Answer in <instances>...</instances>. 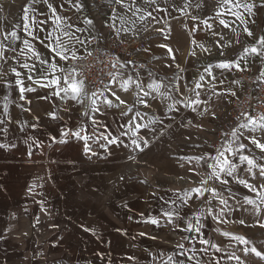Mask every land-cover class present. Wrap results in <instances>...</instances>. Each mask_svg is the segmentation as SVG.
I'll list each match as a JSON object with an SVG mask.
<instances>
[{"label":"crops","instance_id":"obj_1","mask_svg":"<svg viewBox=\"0 0 264 264\" xmlns=\"http://www.w3.org/2000/svg\"><path fill=\"white\" fill-rule=\"evenodd\" d=\"M65 1H61L62 7L58 2L56 5V14L63 19L57 22L54 18L55 25L44 34H34L32 31V35L19 37L16 42L20 49L12 51L9 56L13 59L8 66L0 69L3 81L0 83V105H3V110L0 109V120L5 121L0 124V129H7L6 132H0V144L15 145L0 149V250L15 251V255L19 256L14 258L20 259L22 264H35L38 253L44 257L49 254L48 249L54 247L71 251L72 259L78 261L89 262V258H93L95 264H165L169 256H173L174 261H184V264H196L197 260L201 261V264H208L210 260H218L219 264H246L247 261L249 264H256L255 259L241 258L235 250L240 247L258 258L264 257V211L257 192L246 195L238 192L237 198L247 197V200L258 201L261 222H255L253 218L247 219L245 215L240 218L244 221L243 224L240 221L231 222L225 217V232L219 219L207 215L206 192L203 196L192 193L193 199L189 200L187 206H184L181 200L185 191L200 186L196 172L198 168H203L204 161L198 164L196 158L205 157L212 162L211 156L217 154L216 150L196 141L200 134L189 127L207 123L204 121L205 111L219 105L221 99L227 103L232 93L242 84L237 81L234 85L232 80H228L229 69L220 68L218 65L225 61L235 62L230 68L232 71L260 64L262 58L247 55L242 60L244 51L232 52L234 45L231 46L230 41L225 39V27L222 28L224 30L221 34L214 33V24L207 23L199 33L193 32L187 36L175 34L178 43L173 40V45L166 43L170 36L164 31H159L156 35L158 48L152 45L153 39L148 40L143 49L134 51L132 61L117 68L113 75L115 79L112 77L110 81L109 89H114L122 99L128 101L132 111L127 116H122L124 106L107 108L100 102L103 96L97 95L100 111L90 114L99 124L108 127L105 129L89 126L91 122L87 121L86 117L82 118L81 113L90 105V99L85 97V108L75 101L61 100L53 95L55 86L40 87L28 81V69L22 67L25 63L29 66L33 63L39 65L34 51L43 59L58 62L61 67L74 68L76 79L82 80L73 64L69 61H59L44 44L55 47V38L67 41L69 37L65 36L64 32L74 33L75 37L85 41L83 46L76 45L77 54L82 58L91 51L93 37L101 41L102 28L99 27L100 31L98 30L99 23L89 14L86 0ZM171 11L174 15H180L183 8L177 5L175 10ZM195 24L197 26V23ZM178 26V22L170 24L172 29ZM215 26L217 32L218 27L216 24ZM192 29L194 30L193 26ZM119 32L122 33L121 30ZM49 34L52 39L45 40ZM26 40L33 51L25 47ZM169 48L172 49L171 52L168 51ZM193 51L196 53L194 56L191 55ZM12 69L23 74L21 78L24 87L35 89L25 93L27 100L31 101L30 104L19 100L16 77ZM55 75L61 73L57 71ZM128 77L141 83L142 90L137 88L135 83H129L128 91H123L122 82ZM8 81L12 83L11 88L7 86ZM150 84H160L159 92L150 88ZM197 84L202 87H196ZM144 92L149 95L145 97ZM196 92L200 93V103L189 107L190 101L197 99ZM5 95L9 97L8 101L4 100ZM107 97L115 99L110 92ZM137 97L148 101L151 107L145 108L138 102ZM12 101L16 103L13 104ZM4 103L8 104L12 120L32 124L36 123L33 119V116H36L39 117L40 128L20 131L21 124L7 119ZM21 104L25 109L30 108L31 112L22 110L18 106ZM137 111L141 115L136 117L133 123L141 125L137 130L138 135L149 142L147 147L141 143L143 151L130 144L131 139L135 137L125 126ZM51 112H55L58 118L52 119L49 116ZM82 120L86 122L87 133H91L92 127H96L97 135L101 132L107 135L110 132L123 143L118 141L116 144H107V141L93 137L88 141L91 148L88 153L84 151L82 140L69 136L67 144L61 143V130H76ZM247 122H241L235 128L239 130L238 135L243 133L239 141L229 145L230 137L218 149L223 151L224 147L231 146L240 154L255 158L258 164L264 163L260 160L264 153L249 142L252 136L264 142V130L257 127L252 131L251 126L239 127ZM145 124L148 125L147 128L143 127ZM121 131L128 132V135L121 136ZM84 134L86 133H82ZM27 136L38 138L43 146L33 145L30 148L31 141L29 144L24 142ZM240 143L246 147L238 149ZM123 144L129 146L124 147ZM29 152L32 154L29 155ZM230 159L240 165L241 169L247 168V165L236 157L230 156ZM242 173L243 170L240 174L238 172V177ZM244 173L247 174L244 179L255 185L257 191H264V188H261V185H264V177L260 176L259 168H252L250 172ZM229 180V184L223 185L226 188L230 186L240 189V186H243L236 182V177ZM209 182L220 185L215 180ZM106 184H114L115 187L102 206L97 201L96 190L91 194L94 200L81 196V192L91 190L95 185L101 187ZM233 195L235 194H231ZM172 201L176 203L173 204ZM162 210L179 211L182 216L187 215L192 219L193 223L194 216L200 217V232H190L189 242L183 250L160 245L157 239H153L152 235L157 234L161 225L167 223L166 218L160 215ZM254 213L253 215L260 217L259 211ZM150 217L160 218L161 223L153 225L149 222ZM37 222L40 233L33 236L32 227ZM141 233L145 235H140ZM201 239H206L219 248L225 244V251L220 248L221 251L217 252L210 245L201 244ZM204 248L208 249L207 253L202 251ZM253 248L262 255L257 256L252 251ZM229 255L239 259H229ZM189 256H194L195 259L188 260Z\"/></svg>","mask_w":264,"mask_h":264},{"label":"rangeland","instance_id":"obj_2","mask_svg":"<svg viewBox=\"0 0 264 264\" xmlns=\"http://www.w3.org/2000/svg\"><path fill=\"white\" fill-rule=\"evenodd\" d=\"M61 1L65 0H49V3H52L53 6L56 7L57 2L60 6L63 4V2ZM109 1L115 4L113 11V23L116 29L118 31L121 30L122 34L128 32L133 33L140 31L141 29H146L148 30V32L147 38L145 39V45L148 43V40L153 39L152 45L155 48H158L159 45L158 38H156V35L159 33V31L160 33L163 31L166 32V35L168 34L170 36V40L168 41L167 39L166 43L173 45V40H176L175 43H178V37L175 34L187 36L193 32L199 33L202 28H205V25L207 23H209L210 25L214 24V33L221 34L224 30L222 29L224 25L220 23L221 20H224L225 23L229 25V27L225 28V39L230 41L231 46L234 45V47L231 48L232 52L239 51L240 53H242L246 47H259L257 41L261 36H264V6H262L264 5V0H245V2L255 5L252 13L244 11L243 8L239 9V11L243 14V19L246 24L242 23L241 20H238L234 15H232V11L237 10L233 8L232 3L226 4L224 3V0H155V3H150L149 0H123L122 4L117 3L116 0ZM177 5L181 6V8H183V11L180 15L176 13L175 16L171 10H175V7ZM136 7L142 9V12L133 15ZM33 8L35 9V12L32 11ZM25 10L28 11V14L30 16V19L28 21L22 19L25 14ZM148 12H151L152 15L148 16ZM176 12H178V10ZM140 15H143L145 19L140 20ZM172 15L174 17H171ZM32 20H35L37 22L47 20L45 24L40 25L41 28H44L46 30L55 25L52 13L48 9L47 5L42 2V0H39V2L37 3H33V0H0V44L3 45V48L0 50H2L4 53V58L0 59V69L8 66L10 61L13 59L9 56L12 55V51L9 50L8 45H11L12 48L19 50L20 46H17L18 43L16 42L19 37L29 36V31H33L34 34H40V32H43L44 34L45 31H40L32 26ZM95 21L99 23V26L97 27L98 30L99 27L103 29L101 21ZM173 22L179 23L178 28L176 27L172 29L170 27V24ZM194 22L197 23L198 27ZM25 23L29 24L28 31H25L23 29V25ZM215 24L218 27L217 32L215 30ZM192 26L194 27V30L192 29ZM245 27H247L253 33L252 36H248L247 32L244 31ZM13 31L17 33L18 39H13L11 37L10 33ZM102 33L103 32H101V34ZM257 58L260 59V56H257ZM258 64L246 66L243 68H237L232 71L231 69L228 70V80H232L234 82V85L237 83V81H240L242 83L241 87L235 92V95L231 96L230 100L227 103L224 101V99H221L222 102L219 103V105H215L214 108L207 109L205 111L206 113L204 121L206 120L207 123H205L204 125H200L201 123H199L198 125L189 127V129H191L192 131L200 134V138H197L196 141H200V143L202 142L203 145L210 147V149L216 150L227 139L231 137L230 134L232 130L235 129L239 123L247 122L248 116H245L240 119L237 124H232L231 116L233 115L234 111H231V109L234 105L235 97L243 91L245 86H247V81L255 79L257 89L264 92V76L261 75V73H264V59H262L259 65ZM1 74L2 73H0V75ZM241 101L244 104V96H241ZM0 109L1 111L3 110V105H0ZM216 130H219V133L216 132ZM226 130L229 131L228 134H226ZM215 144H217L216 147L214 146ZM241 171H239V174ZM196 173L202 174H196L198 180H201L202 178L206 179L209 170L205 171L204 167L198 168ZM245 175L247 174L243 171L242 175L239 176V178L244 179ZM208 186L219 189L220 197L227 201V205H221L219 203V198L212 200L213 204L215 205L213 215L216 216L221 212V209H223L224 214L219 218V220L222 222V224L220 225L224 226V232L225 217L226 219H230L231 222L238 223V221H241L240 218L245 215V217H248L247 219L251 220L253 218L255 222H261L262 215L261 208L258 205L259 202L256 201L254 204H249L243 197H241L240 199L237 198L238 192L246 195L249 193H253L252 191H249L244 186H240V189H233L234 187L230 186H227L226 188L225 186L217 184L213 185L212 182H209ZM114 187V184H106L101 187L95 185V187L93 186L91 190L87 189L88 191L81 192V196L90 197L94 200V197L91 194L96 190L98 191L96 192L98 193L97 201L100 206H102L104 205L108 196L114 190ZM206 193V199H212V193ZM231 194H235L233 195L234 197L231 196ZM260 204L262 210L264 211V203ZM257 206L259 207L260 217H258L257 215H253L255 214L254 211H257ZM175 223H180V221H175ZM38 226L39 222L33 225V236L40 233ZM185 226V224H181V227ZM173 227L174 224L164 223L161 225L160 231H158L157 234H153L152 237H155V239L160 242L159 244L163 246L176 247V245L181 243L184 244V246H187L189 239L185 240L182 239V237H189L190 232L177 230L175 233L172 230ZM178 235L182 236L181 239H178ZM224 238L225 237L223 236V239ZM235 242L236 241H234V243ZM56 248L57 247L48 249L49 254L44 257H42L40 253H38L35 264H95L93 258H89V262L85 260L78 261L76 259H72L71 251ZM220 248H223L225 251V244L221 245ZM14 252L15 251L0 250V264H22V261L20 259L14 258L19 256L15 255ZM235 253L239 254L241 258L243 257L245 259L251 260L255 259L256 264H264V258H258L254 256L253 253L245 251L240 247L236 248ZM17 254H20V252H17ZM246 264H249V262L247 261Z\"/></svg>","mask_w":264,"mask_h":264},{"label":"snow or ice","instance_id":"obj_3","mask_svg":"<svg viewBox=\"0 0 264 264\" xmlns=\"http://www.w3.org/2000/svg\"><path fill=\"white\" fill-rule=\"evenodd\" d=\"M39 2V0H33V3H37ZM42 2L44 4L47 5L48 9L50 10V12L52 13V16L55 18V20L57 22L61 21L63 19V17L58 16L57 13V8L53 6L52 3H49V0H42ZM117 3H123V0H116ZM150 3H155V0H149ZM224 3H232L233 8H235L237 11H232V15H234L238 20H241L242 23L246 22L243 19V14L239 11V9L243 8L244 11L248 12V13H252L253 8L255 7L254 4H249L247 2H245V0H224ZM264 6V5H262ZM62 7V5H61ZM33 12H35V9H32ZM231 11V10H230ZM142 12V9H140L139 7H136L133 15H136L138 13ZM148 16H151L152 13L148 12L147 13ZM140 20L145 19V17L143 15H140ZM23 20L28 21L30 19V16L28 14V11L25 10V14L22 17ZM195 19V18H193ZM47 22V20L45 21H35L32 20V26L40 31H46V29L41 28L40 25L41 24H45ZM220 23L222 25H224L225 28L229 27V25L227 23H225L224 20H221ZM71 27V26H69ZM23 29L25 31L29 30V24L25 23L23 25ZM245 32H247L248 36H252L253 33L247 28L245 27L244 29ZM11 37L13 39H18L17 33L15 31L10 33ZM29 35H32V32L29 31ZM65 36H68L69 39L67 41L61 39V38H55L54 39V44L55 47H52L50 44L45 43L44 46L46 48H50L51 49V53L55 54V57L58 58L59 61H63L65 63H67L70 60H77L80 59L81 57L78 56V49L76 48V45H81L83 46L85 44V41L80 40L78 37H75L74 33H70L68 31L64 32ZM7 39V37H6ZM51 34H49L48 36L45 37V40H51ZM25 47L28 48L29 51H33L30 43L26 40L25 42ZM41 43H44V41H41ZM257 44L259 45V47L257 46H252L250 48L246 47L244 49V54L241 56V59L243 60L245 56L247 55H256V56H260L262 59H264V36H261L259 38V40L257 41ZM161 47H166V45H161ZM199 47H203V45H199ZM3 48V45L0 44V49ZM9 50L11 51H15L14 48L11 47V45H8ZM169 52L172 51V49H168ZM33 54L37 57V60L39 61V65L37 66V64L33 63L31 66H29V64L25 63L22 65L23 68L28 69V73L26 74V78L28 81H31L34 84L39 85L40 87H52L55 86L56 91L53 93V95L60 97L61 100L64 101H75L79 104H83L84 102V98L87 97L88 99H90V105L87 106L85 108V110L81 113V117L82 118H87V121H90L91 124L89 126H99V127H103L105 129H107V125H101L99 124V122L90 114V112H99L100 111V107L97 103V101L99 100V97L97 96L96 92H93L91 94V96L89 97L88 94L85 92V84L83 80H77L76 79V75H75V69L74 68H65V67H61L60 64L58 62L55 61H49L48 59H43L40 57L39 53H36L33 51ZM191 55H196V53L193 51L191 53ZM4 58V53L2 50H0V59ZM173 59H175V57H173ZM233 63L235 62H231V61H225L221 64L218 65V67L220 68H225V69H230L233 65ZM236 66L239 67V64L236 63ZM113 67H115V65H113ZM121 67H123V65H121ZM177 68H179V65H177ZM207 70V69H206ZM59 71L61 73V75H55V73ZM13 74L16 77L15 80V84L18 86V92H19V100L22 101H26L27 103H31L30 100H27L25 93L27 92H32L35 89L31 88V87H24V81L21 78L22 77V73L19 71H16L15 69H12ZM111 75V74H110ZM117 75H121L120 73H117ZM262 76H264V73H261ZM115 79V77H113ZM201 79H203V77H201ZM45 81H47V83H45ZM0 82L2 81V75H0ZM129 83H135L137 88H141L142 90V86L141 83H137L135 81L132 80L131 77H128L127 80H124L122 82V88L123 91L127 92L128 91V85ZM7 86L9 88L12 87V83L11 81L7 82ZM150 88H153L154 91L159 92L161 85L160 84H156V85H149ZM196 87H202V85L197 84ZM107 91H109L112 95V97H114L115 99H109L107 96H104L103 92H100V96H103V100L100 101L101 103H103L107 108H111L113 106H124V110L121 111V115L122 116H127L129 112L132 111V106H130L128 104V101L122 99L120 97V95L117 94V92L114 89H107ZM177 91H179V89H177ZM188 91L194 92L195 89H188ZM167 93H161V95H166ZM143 95L146 97L149 95L148 92H144ZM195 95L197 96L196 100H192L190 101V103L188 104L189 107H191L193 104H198L200 103L198 97L200 95L199 92H196ZM232 95H235V93H232ZM9 97L7 95L4 96V100L8 101ZM137 100L139 103L143 104L145 108H150L151 104L140 98L137 97ZM13 104H15V101H12ZM22 110L31 112V109H25L24 105H18ZM5 113L7 116V119L10 122L13 123H19L22 125V127L20 128V131L24 132L26 131L27 128H33V129H39L40 128V124H39V117L33 116V119L36 121V123H32V124H28L25 121H19V120H12L11 114L9 112L8 109V104H5ZM195 110V109H193ZM141 115V113L139 111H137L135 113V115L131 118V120L128 121L127 126L129 132L131 133V135L135 138L131 139L130 144L134 145L135 148L140 149L141 151H143V148H141V143H143V145L145 147H147L148 145V140L144 139L142 136L138 135L137 130L141 127V125L139 124H134L133 121L136 119V117H139ZM49 116L52 119H57V115L55 112H51L49 113ZM247 124H241L239 127L240 128H248L249 126H251V130L255 131L257 127H259L261 130H264V116H261L259 118V122L252 118L251 116L247 117ZM5 123L4 120H0V124ZM86 122L82 120V122L80 124H78L77 129L76 130H72L71 128H66L64 130H61V136L63 137V139L60 141L61 143H68V137L71 136L73 138L79 139L84 141V151L85 153L91 152V148L88 144V141L90 139H92L93 137H95L97 140H105L107 141V144H116L119 141V137H115L112 136V133H108L107 135H105L103 132H101L99 135L96 134V127H92V132L91 133H87V127L85 126ZM125 126H121V128L125 127ZM144 128H147L148 125L145 124L143 125ZM7 129H0V132H6ZM238 129H233L230 136H231V140L228 142V144L230 145L231 143H236L237 141L240 140L241 136L243 135V133H240L238 135ZM82 133H86L84 135H82ZM123 135H128V132H123L121 131V136ZM112 137V138H109ZM53 139H55V137H53ZM29 141H31V143L29 144ZM26 144H29V147L31 148L33 145H35L36 147H41L42 142L38 140V138H34L33 136H27V138L24 141ZM120 143H123L122 141H119ZM249 142L252 145H255L256 148H258L261 153H264V142H261L260 140H257L254 136L249 138ZM15 147L14 144L12 145H5V144H0V149L3 148H7V147ZM124 147H128V144H123ZM246 147L245 144L240 143L238 145V149H244ZM216 155L215 156H211V161L209 162L208 159H206L205 157H197V163L199 164L200 161H204V164L202 165V167L205 168V171L207 170H211L208 174H207V178L204 179L202 178L199 182L200 186L192 189L191 191H185L184 192V197L181 200V203L184 206L188 205L189 200L193 199V195L192 193L197 194V196H203V194L205 192H211L212 193V199H209L206 201L207 204V215L212 217L213 219H219L224 213H223V209H221V212L219 214H217L216 216H213V210L215 208V205L213 204L212 200L213 199H217L219 198V203L221 205H227V201L223 198L220 197V192L219 189L215 188V187H209L208 183L210 180H215L216 182H218L221 186L223 185H227L230 183L229 178H233L236 177V182L240 185H243L245 188H247L249 191L252 192H257V195L260 196V200L261 203H264V191H257V188L255 185L250 184L246 179H241L238 177V172L243 170V171H247L250 172L252 168H259L260 169V176L264 177V163H260L258 164L255 158H249L246 155L240 154L238 150H234L231 146H226L224 147V150L221 151L220 149H216ZM226 153H228L229 155H226ZM32 153L29 152V155H31ZM95 154V153H93ZM231 157H236L240 162H243L244 164L247 165V168L241 169L240 165H238L237 163H235L232 159H230ZM261 161H264V155H261L260 157ZM197 175H202L201 173H196ZM34 187V186H33ZM261 188H264V185H261ZM247 203L249 204H254L255 201L252 200H247V198H245ZM165 203H167V201H165ZM173 204L176 203V201H172ZM125 207H127V205H125ZM257 211H259V207L257 206ZM161 217L166 218L167 223L169 224H174L173 227V231H184V232H196L199 233L201 230V224H200V217L199 216H194L193 219L195 220V223L192 222V219H189L187 215H181L179 213V211L173 212L172 210H162L161 211ZM141 216L143 217V213H141ZM175 221H180V223H175ZM149 222L152 223L153 225H159L161 223L160 218H156V217H150L149 218ZM241 224L244 223L243 220L240 221ZM181 224H185V227H181ZM140 235H145L144 233H141ZM155 237H153L154 239ZM182 239L188 240L189 237L185 236L182 237ZM236 239H241L240 237H236ZM201 244L204 245H210V247L215 248L217 252H220L221 249L215 245V244H210V242L206 239H201L200 240ZM245 243H247V241H245ZM176 247L178 249L183 250L184 249V244H178L176 245ZM202 251L204 253L208 252L207 248L202 249ZM253 252H255V254L257 256H261L262 254L258 251H256L255 248L252 249ZM183 254V253H181ZM162 255V254H161ZM229 259L235 258V259H239V257H234L233 255H229L228 257ZM264 258V257H262ZM188 260H192L195 259L194 256H189L187 257ZM165 264H184V261H179V260H175L174 261V257L173 256H169L167 258V261L165 262ZM196 264H201V261L197 260ZM208 264H219L218 260H210L208 261Z\"/></svg>","mask_w":264,"mask_h":264},{"label":"built area","instance_id":"obj_4","mask_svg":"<svg viewBox=\"0 0 264 264\" xmlns=\"http://www.w3.org/2000/svg\"><path fill=\"white\" fill-rule=\"evenodd\" d=\"M86 5L91 17L101 21L103 38L99 41L97 37H93L91 51L80 60H70L69 62L78 69L88 95L93 92L100 95V92H103L104 96H107L109 93L107 89H109L110 81L117 68L128 64L132 61L134 51L145 47L148 30L141 29L137 32L122 34L113 23L115 4L109 0H86ZM241 96L245 97L244 104L241 101ZM85 99L81 104L82 108L87 105ZM231 111H234L231 116L232 124H237L245 116H251L257 120L264 116V92L257 89L255 79L247 81V86L235 97ZM216 132L219 133V130ZM228 133L229 131L226 130V134ZM216 145L214 146L216 147ZM174 232L176 233V231ZM181 237L178 235V239Z\"/></svg>","mask_w":264,"mask_h":264}]
</instances>
